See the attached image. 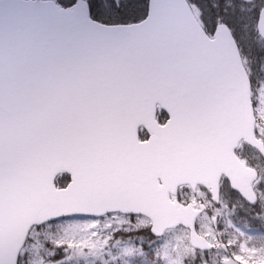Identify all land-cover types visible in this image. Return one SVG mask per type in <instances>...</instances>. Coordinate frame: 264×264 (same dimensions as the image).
I'll return each mask as SVG.
<instances>
[{
    "label": "snow or ice",
    "instance_id": "snow-or-ice-1",
    "mask_svg": "<svg viewBox=\"0 0 264 264\" xmlns=\"http://www.w3.org/2000/svg\"><path fill=\"white\" fill-rule=\"evenodd\" d=\"M0 264H264V0H0Z\"/></svg>",
    "mask_w": 264,
    "mask_h": 264
}]
</instances>
